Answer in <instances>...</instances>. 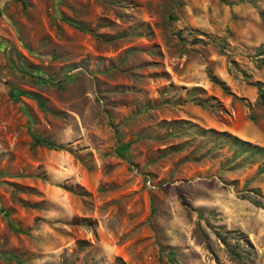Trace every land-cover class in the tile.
I'll use <instances>...</instances> for the list:
<instances>
[{"label": "rangeland", "instance_id": "374dc122", "mask_svg": "<svg viewBox=\"0 0 264 264\" xmlns=\"http://www.w3.org/2000/svg\"><path fill=\"white\" fill-rule=\"evenodd\" d=\"M261 57L264 0H0V264H264Z\"/></svg>", "mask_w": 264, "mask_h": 264}, {"label": "trees", "instance_id": "16d2710c", "mask_svg": "<svg viewBox=\"0 0 264 264\" xmlns=\"http://www.w3.org/2000/svg\"><path fill=\"white\" fill-rule=\"evenodd\" d=\"M260 62H261L262 64H264V57H261V58H260ZM259 96H260V98L264 99V91H262V90L259 91ZM34 140L37 141V142H43V143H45L46 145H48V146H50V147H54V143H53L51 140H49V139H47V138H45V137H34ZM253 203H255V204L258 205V206L263 207V209H264V205H261V204H260V201H258V200H253ZM171 260H174V259H171Z\"/></svg>", "mask_w": 264, "mask_h": 264}]
</instances>
